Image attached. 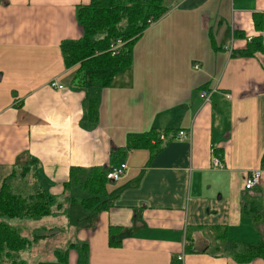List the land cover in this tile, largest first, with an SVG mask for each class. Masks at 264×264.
<instances>
[{
  "label": "crops",
  "instance_id": "obj_1",
  "mask_svg": "<svg viewBox=\"0 0 264 264\" xmlns=\"http://www.w3.org/2000/svg\"><path fill=\"white\" fill-rule=\"evenodd\" d=\"M90 1L0 0V189L37 159L36 177L55 198L64 196L53 215L24 220L35 241L19 263L27 255L29 263L31 257L33 264H50L57 248L81 242L90 244V264H177L180 255L181 264H264L213 256L206 252L214 244L209 230L189 228L222 225L232 239L264 240V176L245 188L247 173L264 157V54L232 55L249 37H264L253 18L264 13V0L171 1L136 42L132 65L104 87L88 75L76 78L79 65L66 67L62 53L63 43L83 36L77 10ZM53 78L65 88L51 87ZM203 88H215L208 102ZM91 98L99 103L96 121ZM151 128L193 136L169 137L156 153L137 148L120 156L128 168L106 184L111 207L97 213L94 227L82 223L84 193L72 188L76 195L69 197L64 184L71 167L107 166L112 152L125 149L128 133ZM213 155L223 169L213 167ZM73 199L80 206L75 219L68 211ZM245 205H257L259 217ZM110 225L123 227L118 247L109 246ZM68 264H80L76 249Z\"/></svg>",
  "mask_w": 264,
  "mask_h": 264
},
{
  "label": "trees",
  "instance_id": "obj_2",
  "mask_svg": "<svg viewBox=\"0 0 264 264\" xmlns=\"http://www.w3.org/2000/svg\"><path fill=\"white\" fill-rule=\"evenodd\" d=\"M173 0H91L89 3L78 6L77 18L83 28V36L77 40L62 44V53L66 67L79 65L76 78H86L95 86H108L113 77L130 67L133 63V52L136 42L141 35L153 23L158 21L170 9ZM255 27L264 31V13H253ZM117 39L125 42L120 51L113 54L111 44ZM244 57H256L264 54V37L261 32L250 39L245 49L233 52L232 55ZM206 89V88H203ZM90 119L96 121L99 116V103L96 98L89 101ZM177 129L151 128L144 132H131L127 134L125 149L112 152L107 166L96 165L84 170L79 166H72L70 180L65 187L77 184L81 191H86V196L80 200V206L88 212L87 226L94 227L96 215L111 207L110 200L106 197V184L108 170L122 162L120 156H125L128 150L137 148H149L158 152L169 137L175 138ZM264 160V157H263ZM33 164L37 159H33ZM36 165V164H35ZM32 164L28 163L20 172L22 178H26L32 170ZM36 170V171H35ZM85 172L84 178L79 174ZM88 172V173H87ZM34 176L37 169L33 171ZM16 177L13 171L7 176L0 189V218L13 219L40 218L52 213L55 196L35 179L34 187L29 194L12 189V182ZM84 193V192H83ZM74 204L76 199L72 201ZM245 212L251 213L256 219L259 217V207L251 205ZM89 217V219H88ZM189 228H206L213 238V245H209L206 252L216 257H231L237 263L251 262L257 258L264 260V240L257 243H248L232 239L228 228L222 225L190 226ZM122 226L110 225L108 228V243L110 247L121 245ZM188 240H192L190 233ZM35 239L25 236L20 228H16L5 220L0 221V264H20L21 252L29 249ZM193 243L186 246V250H192ZM76 249L80 255V264H90L91 249L89 243L73 242L69 248H57L55 251L58 264L69 263V251ZM177 264H181L178 259Z\"/></svg>",
  "mask_w": 264,
  "mask_h": 264
},
{
  "label": "built area",
  "instance_id": "obj_3",
  "mask_svg": "<svg viewBox=\"0 0 264 264\" xmlns=\"http://www.w3.org/2000/svg\"><path fill=\"white\" fill-rule=\"evenodd\" d=\"M249 38L251 39L252 37H249ZM124 44L125 42L123 40L117 39L111 44L110 50L112 51L113 54H116L120 51V49L123 47ZM195 68H200V65L195 64ZM49 84L51 87L59 89V90H62L65 88V85L61 83L58 80V78H53L49 82ZM214 90L215 88L213 90L212 89L211 90L201 89L200 90L201 98H203L205 102L210 101L211 95L214 92ZM192 136H193L192 130L182 129V130H179L176 137L180 139H185V138L192 139ZM212 163H213V167L217 169H223L225 167L223 160L218 155H213ZM127 168H128V165L126 162H122L118 165L113 166L111 169L108 170V173H107L108 180L120 179L121 176L127 170ZM263 176H264V160L262 161L261 166H259L258 168L249 170V172L247 173V176L245 177V187L249 190L257 187L263 181ZM179 259L182 260L183 255H180Z\"/></svg>",
  "mask_w": 264,
  "mask_h": 264
},
{
  "label": "rangeland",
  "instance_id": "obj_4",
  "mask_svg": "<svg viewBox=\"0 0 264 264\" xmlns=\"http://www.w3.org/2000/svg\"><path fill=\"white\" fill-rule=\"evenodd\" d=\"M18 94H20V92L19 91H15V93H14V96L15 95H18ZM4 101L5 100H2L1 102H3L4 103ZM36 167H38V166H36L35 164H33V166H32V170H31V173L24 179V178H22V176L20 175V178L19 179H17V180H14L13 182H12V189L14 190V191H20V192H23V193H25V194H29L31 191H32V189H33V187H34V181H35V179H38L36 176H34V174H33V171H34V169L36 168ZM20 172H22V169L20 170ZM88 173V172H87ZM87 174H85V172H82V173H80L79 174V177L80 178H84L85 176H86ZM39 178H41V176L39 175ZM70 179H68L67 181H69ZM66 181V182H67ZM65 182V183H66ZM41 184L43 183V182H40ZM64 183V184H65ZM43 184H45V183H43ZM72 188H76V190H78L79 192H84V197L86 196V191H81L80 190V188L78 187V185L77 184H73L72 185V187H70V186H68V190H69V197H74L75 195H76V191H75V189H72ZM77 197V196H76ZM56 203H54L53 204V208H55L57 205H58V203H61V202H63L64 201V196H62V198H59V200L57 199V197H56ZM78 200H80L79 198H78ZM80 209V206L78 205V204H74L72 201H70L69 202V207H68V211L69 210H71V212L73 213L72 214V219H75V213H77V211ZM52 211H54V209L52 210ZM54 213H52V215H53ZM56 215H58V213H55ZM30 218V217H29ZM26 219H28V218H22V219H19V218H17V219H13V218H8V217H1L0 218V221L1 220H5V221H7V223H9L10 225H12V226H14V227H16V228H20L21 230H22V232H23V234L24 235H29V234H27V231H28V228H26V225H27V223H26V221H24V220H26ZM51 220V219H50ZM70 230H72V229H69L68 231H70ZM74 232V230H72L71 231V233H73ZM33 239V238H32ZM50 243L49 244H46L45 245V249H46V251H48V250H51L52 248V245H53V241H49ZM63 246H64V244H63ZM67 247V246H66ZM52 253H50V255H51ZM24 257V260L26 261L25 262V264H33V262H32V260H31V257H30V261H31V263H29V256L27 257V255H24L23 256ZM27 258V259H26ZM48 259H49V257H47ZM50 264H58V261H55V262H50Z\"/></svg>",
  "mask_w": 264,
  "mask_h": 264
},
{
  "label": "bare ground",
  "instance_id": "obj_5",
  "mask_svg": "<svg viewBox=\"0 0 264 264\" xmlns=\"http://www.w3.org/2000/svg\"><path fill=\"white\" fill-rule=\"evenodd\" d=\"M246 188V187H245ZM247 189V188H246Z\"/></svg>",
  "mask_w": 264,
  "mask_h": 264
}]
</instances>
